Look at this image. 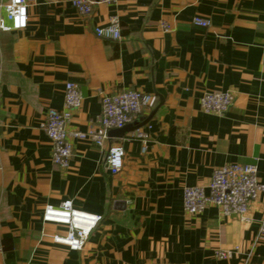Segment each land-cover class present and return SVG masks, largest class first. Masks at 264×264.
<instances>
[{
    "label": "crops",
    "instance_id": "crops-1",
    "mask_svg": "<svg viewBox=\"0 0 264 264\" xmlns=\"http://www.w3.org/2000/svg\"><path fill=\"white\" fill-rule=\"evenodd\" d=\"M113 16L122 39L97 38ZM68 82L83 97L70 121L80 131L99 117L100 92L151 95L129 123L148 119L147 151L134 131L108 134L102 147L73 141L69 168L54 166L41 124L63 108ZM205 92L232 93V107L204 113ZM112 144L125 153L117 174L106 166ZM227 164L255 165L264 183V0H116L88 16L69 0H33L25 29L0 32V264H264L263 195L248 223L214 206L183 210V189L208 193L214 169ZM64 201L102 217L81 251L55 244L66 228L42 220Z\"/></svg>",
    "mask_w": 264,
    "mask_h": 264
},
{
    "label": "built area",
    "instance_id": "built-area-1",
    "mask_svg": "<svg viewBox=\"0 0 264 264\" xmlns=\"http://www.w3.org/2000/svg\"><path fill=\"white\" fill-rule=\"evenodd\" d=\"M33 0H6L2 3L4 11L0 16V32H14L26 28L27 7ZM54 3L58 0H49ZM116 0H69L79 14L88 16L92 9L100 4H112ZM192 25L206 28L209 22L194 17ZM164 32L172 31L167 23L160 24ZM94 35L107 41H120L121 27L117 17L109 19L103 27H96ZM101 113L91 122L86 131L70 127L72 114L82 103V93L77 84L68 82L64 86L63 108L50 109L46 113L41 128L52 146L51 162L54 166L66 170L69 168L75 140L89 141L102 147L108 140V133L131 123L143 109L151 103V95L138 90L128 89L111 94L99 93ZM234 102L230 92H205L199 100L200 109L207 114L223 115L229 111ZM151 127L138 128L132 136L141 142V152L148 148ZM124 149L119 144L109 145L106 154V166L111 174L119 173L123 168ZM208 193L200 186L185 187L182 193L183 210L187 215H198L208 206H214L224 217H234L242 223H248L249 206L261 195L264 197V183L258 180L255 165L227 164L214 169L209 184ZM102 217L73 208L71 201H64L58 207L46 206L42 214L44 223H53L66 228L63 235H53L55 244L68 247L72 251H81L91 231L98 225ZM264 219V200H263ZM257 239H264V225L259 229ZM218 259L231 257L230 251L217 250L214 253ZM149 264H175L151 262Z\"/></svg>",
    "mask_w": 264,
    "mask_h": 264
},
{
    "label": "water",
    "instance_id": "water-1",
    "mask_svg": "<svg viewBox=\"0 0 264 264\" xmlns=\"http://www.w3.org/2000/svg\"><path fill=\"white\" fill-rule=\"evenodd\" d=\"M148 122V119L143 121L142 123H132V124H127L124 127L120 128V129H114L109 131V136H113V137H123L126 133L135 131L136 129L144 126L146 123Z\"/></svg>",
    "mask_w": 264,
    "mask_h": 264
}]
</instances>
